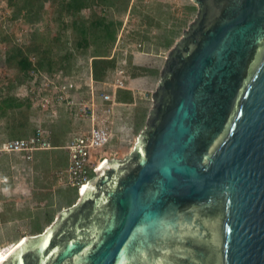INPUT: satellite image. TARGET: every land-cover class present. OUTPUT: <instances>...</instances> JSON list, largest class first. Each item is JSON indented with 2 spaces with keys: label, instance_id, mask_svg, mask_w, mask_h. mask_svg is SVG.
<instances>
[{
  "label": "water",
  "instance_id": "obj_1",
  "mask_svg": "<svg viewBox=\"0 0 264 264\" xmlns=\"http://www.w3.org/2000/svg\"><path fill=\"white\" fill-rule=\"evenodd\" d=\"M145 129L0 264H264V0H193Z\"/></svg>",
  "mask_w": 264,
  "mask_h": 264
},
{
  "label": "rangeland",
  "instance_id": "obj_2",
  "mask_svg": "<svg viewBox=\"0 0 264 264\" xmlns=\"http://www.w3.org/2000/svg\"><path fill=\"white\" fill-rule=\"evenodd\" d=\"M193 5H196V9H193ZM129 6L127 12L108 10L107 15L123 21L113 50L119 58H126L128 54L126 69L129 75L137 73L142 83L139 88L134 86V89H126L133 92L135 101L128 103L126 109L119 113L117 124L114 123L112 140L96 151L109 159H124L132 152L139 134L147 125L153 106L152 93L157 89L168 53L199 12L193 0H130ZM89 14V10L83 11L84 16L88 17ZM12 16L13 10L7 0H0V39L9 35L13 41L0 42V98L5 99L9 94H14L20 100H26L23 95H19L20 87L25 83L19 84V81L24 74L5 64L10 46L26 45L36 40L50 46L58 61L67 49L76 47L72 40V29L63 32L60 41L55 40L60 23L56 17V7L50 3L45 5L44 16L36 23H29L24 18L13 19ZM64 20L68 22L69 18L64 17ZM133 52L145 55L143 59L130 61ZM75 54L72 75L78 82H83L91 70L94 47L87 51L75 49ZM12 85L16 87L13 89ZM29 103L31 123L22 132L27 136L38 125L48 126L53 132L52 136H59L62 146L38 151L34 162H24L17 155L0 156V177H9L6 190L0 187V247L8 246L22 237L38 234L37 224L45 230L64 209L79 200L76 189L65 187L56 178L57 170L67 165V150L63 145L67 143L71 131H77V128H73L67 111L60 109L59 117L52 121L49 110ZM11 138L7 118H0V143Z\"/></svg>",
  "mask_w": 264,
  "mask_h": 264
},
{
  "label": "built area",
  "instance_id": "obj_3",
  "mask_svg": "<svg viewBox=\"0 0 264 264\" xmlns=\"http://www.w3.org/2000/svg\"><path fill=\"white\" fill-rule=\"evenodd\" d=\"M127 55L118 61V66L102 82L95 80L92 67L84 82H78L75 76L63 70L49 73L32 69L28 73V80L20 87L19 95H23L33 106L49 110L52 121L59 117L61 109L67 111L73 120L87 123L85 128H78L69 134L65 146L69 152V166L66 174L64 171L58 173L60 182L76 189L79 197L88 186V181L99 171L101 163L109 160L105 154H97L96 151L113 138L115 108L119 104L117 91L129 88L131 80L126 69ZM114 56L115 50L111 58ZM52 134L48 126L38 125L29 137L2 141L0 156L17 155L24 162H31L37 151L54 148ZM8 182V176L0 177L3 191Z\"/></svg>",
  "mask_w": 264,
  "mask_h": 264
},
{
  "label": "trees",
  "instance_id": "obj_4",
  "mask_svg": "<svg viewBox=\"0 0 264 264\" xmlns=\"http://www.w3.org/2000/svg\"><path fill=\"white\" fill-rule=\"evenodd\" d=\"M7 3L13 10V19L24 18L29 23H36L43 18L47 3L55 6L56 17L60 23V31L55 35V40L60 41L63 32L72 29L75 49L87 51L94 47L92 70L96 81H105L109 72L117 67V56L112 58L111 56L123 21L110 18L107 12L108 10L127 12L130 7V0H7ZM84 10L90 11L88 17L83 15ZM64 17H68L69 21L66 22ZM1 41L13 42L9 35H4L0 39ZM75 49H67L58 61L50 46H45L36 40H32L30 44L26 45L12 44L7 51L5 64L7 67L17 69L24 74L19 84L28 80V73L32 69L49 73L63 70L66 74L72 75L73 61L76 55ZM136 77L138 74L132 73V78ZM12 86L13 89L16 87L15 85ZM117 100L122 103H133L135 98L131 90L119 89ZM3 117L7 118V129L12 138L30 136H26L22 132L31 123L29 101L20 100L14 94H9L5 99L0 98V118ZM21 135L24 137H15ZM59 139V136H53L54 147L60 146L58 145ZM35 227L38 233L44 231V227L39 224Z\"/></svg>",
  "mask_w": 264,
  "mask_h": 264
},
{
  "label": "crops",
  "instance_id": "obj_5",
  "mask_svg": "<svg viewBox=\"0 0 264 264\" xmlns=\"http://www.w3.org/2000/svg\"><path fill=\"white\" fill-rule=\"evenodd\" d=\"M193 7V9H196V5H193L192 6ZM130 55H132L131 56V58H130V61L131 60H135V59H143V57H144V55H145V53H139V54H137L136 55V53L135 52H133V53H131ZM136 57H135V56ZM134 57V58H133ZM118 58V61L120 62V60L122 59V58H119V57H117ZM136 61V60H135ZM128 64H129V61H128ZM117 66H118V64H117ZM91 67H92V64H91ZM129 74V73H128ZM130 78H131V82L129 83V85H130V87L129 88H127V89H134L135 87L134 86H136V87H138L139 88V86H140V84L142 83V82H139V78L138 77H136V78H132V74H130ZM136 80H138L137 82H135ZM83 82H84V80H83ZM128 103H122V102H119V104L116 106V108H115V116H114V121H115V124H117V120H118V117L120 116V114L119 113H121V111L123 112V109L125 110L126 108V106H128L127 105ZM68 118L70 119V121H71V123H73V128H85L86 126H87V123H85V122H79V121H74L73 120V118L70 116V114H68ZM120 119V118H119ZM85 126V127H84ZM115 127V126H114ZM61 141V140H60ZM68 141H69V137H68ZM68 141H67V143H68ZM52 143H53V139H52ZM67 143H65V145H63L64 146V148H65V146L67 145ZM58 145H60V146H55L54 148H58V147H61L62 145H61V143H58ZM38 152V151H37ZM36 152V153H37ZM36 153L34 154V159H35V155H36ZM55 155V154H54ZM56 157L58 156L57 154L55 155ZM59 157V156H58ZM34 159L32 160L33 162H34ZM65 160V159H64ZM65 162L67 163V165H65V166H63L62 168H60L59 170H57V172H56V178H57V181L60 183V184H63L65 187H68V188H72V187H70V186H67L64 182H60V180H59V177H58V173L60 172V171H64L65 172V174H66V171H67V168H68V166H69V152L67 151V161L65 160ZM64 181L66 182V180L64 179Z\"/></svg>",
  "mask_w": 264,
  "mask_h": 264
},
{
  "label": "bare ground",
  "instance_id": "obj_6",
  "mask_svg": "<svg viewBox=\"0 0 264 264\" xmlns=\"http://www.w3.org/2000/svg\"><path fill=\"white\" fill-rule=\"evenodd\" d=\"M135 53H139V52H135ZM137 55V54H136ZM135 56V55H134ZM136 57V56H135ZM141 61V60H140ZM141 64V62H140ZM143 81V80H141ZM106 162V161H105ZM105 163H101V165L99 166V170L104 166ZM28 238V236L26 237H22L20 238L18 241L9 244L8 246L5 247H0V263L8 256L10 255L18 246H20L26 239Z\"/></svg>",
  "mask_w": 264,
  "mask_h": 264
}]
</instances>
